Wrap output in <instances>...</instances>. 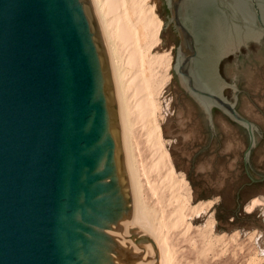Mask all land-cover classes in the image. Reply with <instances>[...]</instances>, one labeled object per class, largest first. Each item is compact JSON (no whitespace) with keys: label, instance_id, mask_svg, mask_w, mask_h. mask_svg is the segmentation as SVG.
<instances>
[{"label":"water","instance_id":"95a60500","mask_svg":"<svg viewBox=\"0 0 264 264\" xmlns=\"http://www.w3.org/2000/svg\"><path fill=\"white\" fill-rule=\"evenodd\" d=\"M179 84L247 137L239 74L264 47V0H153ZM148 244L154 255L148 254ZM134 203L120 98L91 0H0V264H157ZM154 263H151V259Z\"/></svg>","mask_w":264,"mask_h":264},{"label":"rangeland","instance_id":"374dc122","mask_svg":"<svg viewBox=\"0 0 264 264\" xmlns=\"http://www.w3.org/2000/svg\"><path fill=\"white\" fill-rule=\"evenodd\" d=\"M122 1L130 23L128 28H132L129 45L135 48L140 65L126 66L127 51L113 33L117 63L129 76L138 70L150 84L156 104L153 119L161 127L164 148L175 173L171 182H163L165 170H154L157 157L138 119V111L133 110L132 153L142 197L145 205L155 211L156 225L173 222L171 213L179 203L171 199L172 195H187L190 207L184 211L190 228L186 229L184 224L162 230L168 239L172 263L264 264V47L239 74L241 97L250 101L257 120L256 146L249 158V172L254 179L251 181L242 163L247 142L244 130L217 118L222 139L217 145L207 141L205 127L193 104L181 93L179 84L171 85L178 39L162 32V19L153 9V0ZM133 29L136 31L132 32ZM181 177L186 186L184 182L179 184ZM191 206L196 207V214Z\"/></svg>","mask_w":264,"mask_h":264},{"label":"bare ground","instance_id":"6f19581e","mask_svg":"<svg viewBox=\"0 0 264 264\" xmlns=\"http://www.w3.org/2000/svg\"><path fill=\"white\" fill-rule=\"evenodd\" d=\"M122 2H123L122 0H91L92 6L94 9V13H95L96 18L98 20V24L100 26V30H101L104 42L106 44L105 46L107 47L106 50H107V55H108L109 68H110V71H111V74H112V77H113V80H114V83H115V86H116V89H117V92H118V95L120 98V105H121V112H122L127 154H128V161H129V168H130V175H131V182H132V189H133V196H134V203H135V206L137 207V209L140 211V213L144 217L146 234L149 237H151V239L153 240V242L155 244V249L158 252L157 260H156L157 264H173L171 261L170 247L166 241L168 239H166V236L164 234H162V230L164 231L163 228H165V227L166 228H170V227L178 228L184 224H186V226H185L186 229L190 228V226H191L190 223L185 222V213H184V211L190 209V207L187 206V200H188L187 195L183 194V195H185V197L183 195H181L182 193L177 194L176 196L172 195L171 199H173L176 203L177 202L179 203L178 207H176L171 213V216H172L171 218L173 219V222L170 225H168V224L162 225L161 223H159V225H156L155 220L157 218V215L155 214L154 210H150L145 205L144 200H143L144 196L142 197V188L140 186L138 172L135 168V163H134V158H133V153H132L133 126H134L133 125L134 121L132 118L133 110H135L136 112L138 111L137 112L138 119L142 123V125H143L142 127L146 130L149 142L151 141V146H152V149L154 151V156L157 157L156 163L154 164V170L157 172L165 170V176L163 178V182H164V180L171 182L175 173H174V168L172 166L169 154H168L167 150L164 148V144L162 141L161 127H160V125H158L156 123V120L153 119V114H154L156 104H155V102L152 98V95H151L152 91L150 92L151 89H149V87H148V86H150V84L148 85L147 82L144 81V78H141V74L138 73L139 71L137 69H136L137 72H135L137 74H135V73L132 74L128 70V72L130 73V76H129V75H127V73H124V71L120 68L119 64L117 63V58H116L117 53H116V50L112 46V40L114 39V38H112L114 35L113 33H115L117 35V38H119V41H121L122 46H123V47L122 46L121 47L125 48V50L127 51V59H126V63H125L126 66L131 65L130 67H133V64L136 63L134 66V68H135L136 65H138L137 64L138 61H136V59H138L137 54H136L137 52L134 50L135 48L132 49V48H130V45H129L131 42V39H133V35L130 32L131 27L128 28L130 23L128 25L129 20H127V17L124 13V7L122 6L123 5ZM135 5H136V3H135ZM134 12H135V10H134ZM152 19L153 18H149V20H151V22H154V20H152ZM153 26H155V24H153ZM156 26H157V24H156ZM148 29H150V28H148ZM135 31L136 30L133 29L132 32H135ZM153 33H155V32H153ZM134 34H136V33H134ZM116 35H115V37H116ZM135 37L136 36L134 35V38ZM143 38H144V36H143ZM141 42H142V40H141ZM121 47H119V48H121ZM136 50L139 51L140 49H136ZM140 62H142V61H140ZM148 83H150V82H148ZM150 120H151V125H150ZM147 125L149 127H147ZM159 182H161V181H159ZM182 182H184V185L186 186V183L183 180V177H181L179 184L180 183L182 184ZM166 185L167 184H165V186ZM180 188H182V187H180ZM165 189H167V188H165ZM186 191H188V190H186ZM182 192H184V191H182ZM189 195H190V193L188 194V196ZM169 198H170V196H169ZM170 201L171 200L169 199V202ZM159 210H161V209H159ZM191 210L194 213L196 210V207L191 209ZM195 214H196V212H195ZM167 217H169V216H167ZM148 254L151 255V257L154 255V251H153L151 244H148ZM150 262L154 263L155 261L152 258Z\"/></svg>","mask_w":264,"mask_h":264},{"label":"flooded vegetation","instance_id":"af4514ba","mask_svg":"<svg viewBox=\"0 0 264 264\" xmlns=\"http://www.w3.org/2000/svg\"><path fill=\"white\" fill-rule=\"evenodd\" d=\"M180 86V85H179ZM180 89H181V93L189 99V101H191V103L193 104V109L196 111V114L200 117V119L202 120V123L204 125V117H203V113L200 111V109L195 105V103L191 100V98L184 93L183 89L181 88L180 86ZM213 119V123H214V127H215V131H216V134L213 135V136H210V128H205V132H206V135L208 137V140L207 141H214V144H218L221 139H222V132L220 131L219 129V122H218V119L216 117H212ZM228 124L230 125H234V122L233 121H230V120H226Z\"/></svg>","mask_w":264,"mask_h":264}]
</instances>
